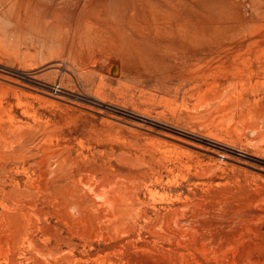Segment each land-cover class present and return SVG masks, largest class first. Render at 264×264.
<instances>
[{
    "label": "rangeland",
    "instance_id": "rangeland-1",
    "mask_svg": "<svg viewBox=\"0 0 264 264\" xmlns=\"http://www.w3.org/2000/svg\"><path fill=\"white\" fill-rule=\"evenodd\" d=\"M85 6L83 19L100 33L59 38L50 23L56 9L68 22ZM57 149L72 157L64 176L90 173L77 166L88 157L111 163L115 183H148L157 194L143 189L140 208L151 217L179 209L172 228L153 232L139 218L127 232L107 209L75 226L101 198L75 194L67 218L33 190L48 182L41 170ZM0 169V264H250L248 251L251 264H264V0H0ZM27 179L32 189L17 203L28 215L5 222L3 200L10 209L9 191L19 194L15 184ZM202 227L227 247L200 236ZM240 233L252 249L249 240L232 246Z\"/></svg>",
    "mask_w": 264,
    "mask_h": 264
},
{
    "label": "bare ground",
    "instance_id": "bare-ground-1",
    "mask_svg": "<svg viewBox=\"0 0 264 264\" xmlns=\"http://www.w3.org/2000/svg\"><path fill=\"white\" fill-rule=\"evenodd\" d=\"M10 1V0H9ZM33 1V0H32ZM138 1H140V0H138ZM15 2V1H14ZM37 2H38V0H37ZM20 3H21V1H20ZM141 3H143V2H141ZM171 2H169V4H170ZM173 3V2H172ZM13 4H15V3H13ZM79 4V2H76L75 3V5L77 6ZM174 6H175V3H174ZM174 6L172 7L171 6V8L173 9L174 8ZM11 8V7H10ZM47 8H49V7H47ZM91 8L92 7H87V6H85L81 11H80V14H75L74 15V18H73V21H68V22H63L62 21V15H61V10L60 9H56V12L55 13H53V16H54V18H55V20H53V21H51L50 23H51V25H52V27L51 28H53V29H55L57 32V34H58V37L59 38H61V37H69V36H71V35H73V36H83V35H85V34H91V35H97V33H98V31L100 30L101 31V29H99V26L98 25H96V24H94L92 21H90V20H86V19H83V14H85V13H87L88 12V10H91ZM162 8V7H161ZM176 9V8H175ZM167 10V9H166ZM130 11V10H129ZM168 11V10H167ZM173 11V10H172ZM93 12V11H92ZM162 12H164V11H162ZM91 11L88 13V15H91V18L92 17H94L95 15H96V13L94 12V13H91ZM122 13H123V11H122ZM136 13V12H135ZM139 13H141L140 14V16H142V11L141 12H139ZM165 13V12H164ZM167 13H171V12H167ZM176 13V12H175ZM174 13V14H175ZM117 14V13H116ZM138 14V13H137ZM144 14H146V13H144ZM160 14V13H159ZM124 15V14H123ZM127 15H129V14H127ZM139 15V14H138ZM147 15V14H146ZM85 16H86V14H85ZM122 16V15H121ZM135 16V15H134ZM161 16V15H160ZM174 16V15H173ZM173 16H171V17H173ZM116 17V16H115ZM130 17V16H129ZM168 17V16H167ZM175 17V16H174ZM125 18V17H124ZM141 18V17H140ZM145 18H147V17H145ZM155 18V17H154ZM161 18V17H160ZM159 18V19H160ZM116 19H118V18H116ZM126 19H128V18H126ZM138 19V17L136 18V20ZM149 19V18H148ZM175 19V18H174ZM174 19H171L172 20V22H173V24H174ZM124 19H119L118 21H123ZM129 20V19H128ZM135 20V21H136ZM147 20V19H146ZM132 21V20H131ZM139 21H141V20H139ZM163 21V24H168V27H169V25L170 24H172V22L170 21H166V20H162ZM161 21V22H162ZM117 22V21H116ZM128 22V21H127ZM126 23V22H125ZM130 23V22H129ZM142 23V22H141ZM153 23V22H152ZM158 23V22H157ZM176 23H177V21H176ZM131 24V23H130ZM101 25V24H100ZM116 25V24H115ZM122 25V24H121ZM120 25V26H121ZM132 25V24H131ZM135 25V24H134ZM136 25H137V23H136ZM142 26L141 27H143V25L144 24H141ZM151 25V24H150ZM153 25V24H152ZM159 25H160V23H159ZM98 26V27H97ZM127 26V25H126ZM160 26H163V25H160ZM178 26V25H177ZM104 26L102 25V27L100 26V28H103ZM136 27V26H135ZM165 27V26H164ZM163 27V28H164ZM167 27V26H166ZM173 26L171 25L170 26V28H172ZM105 28H107V27H105ZM144 28V27H143ZM175 28H177V27H175ZM174 28V29H175ZM109 29V28H108ZM119 29H121V31H122V29L123 28H119ZM155 29V28H154ZM166 29V28H165ZM137 30H139V29H137ZM143 30V29H142ZM141 30V31H142ZM147 30V29H146ZM145 30V31H146ZM156 30V32H157V29H155ZM161 30H164V29H160V31ZM167 30V29H166ZM100 31H99V33H100ZM109 31V30H108ZM152 31V30H151ZM160 31H158L159 33H161ZM116 32V31H115ZM127 32H128V29H127ZM168 32V31H167ZM102 33H103V31H102ZM104 33H105V31H104ZM121 33V32H120ZM164 33V32H163ZM162 33V34H163ZM170 33V32H169ZM169 33H167L166 35H168ZM180 33V32H179ZM179 33H178V35H179ZM109 34H110V32H109ZM158 34V33H157ZM181 34H183V33H181ZM102 35V34H101ZM105 35V34H104ZM103 35V36H104ZM112 35V34H111ZM111 35H110V38H111ZM130 35V34H129ZM144 35V34H143ZM159 35H161V34H159ZM174 35H176V34H174ZM177 35V36H178ZM107 36H108V34H107ZM113 36V35H112ZM170 36V35H169ZM86 37V36H85ZM92 37V36H91ZM89 38V39H92V38ZM174 37V36H173ZM178 37H180V35L178 36ZM78 37H76V39H77ZM169 38V37H168ZM175 38H177V37H175ZM80 39V38H79ZM86 39V38H85ZM103 39V38H102ZM123 39H127L126 37H124ZM134 39V38H133ZM174 39V38H173ZM186 39V38H185ZM184 39V40H185ZM98 40V39H97ZM180 40H181V38H180ZM77 41V40H76ZM81 41V40H80ZM95 42H97V43H99V41H96L95 40ZM101 42H102V40H101ZM75 44V43H74ZM78 44H79V42H78ZM75 46V45H74ZM11 120V119H10ZM13 120V119H12ZM13 122H14V120H13ZM11 124V123H10ZM12 125V124H11ZM16 125V124H15ZM13 126V125H12ZM32 126V125H31ZM4 128V127H3ZM9 128V127H8ZM7 128V129H8ZM32 128V127H31ZM1 129H2V127H1ZM16 129V128H15ZM14 129V130H15ZM11 131H12V129H10ZM14 130L12 131V132H14ZM19 130V129H18ZM3 131H4V129H3ZM29 131V130H28ZM18 132V131H17ZM51 132V131H50ZM3 133V132H2ZM11 133V132H10ZM16 133V132H15ZM14 133V134H15ZM23 133V132H22ZM20 134V133H19ZM31 134V133H30ZM35 134V133H34ZM27 135V134H26ZM3 136V135H2ZM19 136V135H18ZM24 137V136H23ZM26 138V137H25ZM29 138V137H28ZM20 139V138H19ZM42 139V138H41ZM43 141V140H42ZM32 143V142H31ZM8 144V143H7ZM40 145V144H39ZM49 145H50V143H49ZM18 147V146H17ZM23 147V146H22ZM48 147V146H47ZM50 147H52V146H50ZM49 147V148H50ZM61 147V149H62V146H60ZM1 148H3V147H1ZM40 148V147H39ZM45 148V147H44ZM48 148V149H49ZM68 149H69V146L67 147ZM52 148H50V150H51ZM36 150V149H35ZM45 150H46V148H45ZM53 150V149H52ZM51 150V151H52ZM48 151V150H47ZM54 151V150H53ZM48 152H50V151H48ZM57 153H54L53 154V157L55 158V160L54 161H52V163H50V169H49V167H48V169L47 170H44V168L41 170V174H43L42 176H44V174L45 173H49V177L50 178H48V182H44V184L43 185H45L43 188L42 187H33V190H34V188H36V191H39V192H41L42 191V194L40 195V196H38L37 197V199L38 200H40V197H43V196H46V198L45 199H48V198H50L51 200L50 201H48V202H50L49 204L53 207V210L54 211H59V212H64V216H66L67 218L70 216L71 217V212H70V206H69V203H71L70 202V200L74 197V195L75 194H78L79 196H80V198L81 199H84V200H92V201H95V198H97V199H100L101 198V204H98V202L96 203L97 205H96V207L94 208V209H90V210H88V216L87 217H83L82 218V222H80V223H78V224H74L75 226H77V227H81L82 225H84L85 223H86V221L87 220H89V222L91 221V219H92V216H94L95 215V213L96 214H100V213H102L105 209H107V210H109V212L113 215V217H114V221L116 222V225H121V227H123V228H125L126 230H127V232H129V230H132L135 226H136V224H138V220H139V218H144L145 219V222H146V224L148 225V227L149 228H153V232H154V228H156L157 226L156 225H159V227L160 228H162V229H164L166 232H167V230H170V228H172L171 227V218L172 217H175L176 216V214L179 212V209H177V208H174V207H170L169 206V208H166V209H164V210H156V213H155V216L154 217H151V216H149L148 215V212H147V210H142L141 208H140V205L141 204H143L144 203V200L143 199H141V197H140V193L143 191V189L145 190V196H146V193L147 194H149V196H154L155 194H157L156 193V191L154 190V188H152V187H150L149 185H148V183L147 184H145L144 183V185H142V184H140V185H137V188L135 189H133V188H131V186L133 187V185H129L128 183H126L125 182V180L124 179H122L121 181H119L120 183H115V182H113V180L111 179V177H112V175H114V173H116V169H114V168H111V167H109V166H112L111 165V163H109L108 161H106V160H103L102 161V163L100 162H97V160L95 159V158H92V159H90V158H88L87 156V158L84 160V161H82V160H80V159H78L77 160V166H88L89 168H90V170H89V172L90 173H88V174H85L84 172H83V169H79V170H77V172L76 173H71L70 175L68 174V176H64V174H62V166H66V164L68 163V161H71L72 162V157H69V156H65L64 157V155L62 156L61 155V153L63 152V150H59L58 151V149H57V151H56ZM53 153V152H52ZM44 154V153H43ZM47 154V153H46ZM50 154H51V152H50ZM81 154V153H80ZM24 155V154H23ZM27 155V154H26ZM82 155V154H81ZM1 156H3V155H1ZM51 156V155H50ZM53 157H50V158H53ZM2 158V157H1ZM83 158V157H82ZM43 159V158H42ZM45 159V158H44ZM49 159V158H48ZM102 159V158H101ZM110 159V158H109ZM109 159H107V160H109ZM73 160H75V158H73ZM111 160V159H110ZM113 160V159H112ZM10 161V160H9ZM36 161V160H35ZM43 161V160H42ZM46 161V160H45ZM48 161H50V160H48ZM11 162V161H10ZM26 162V161H25ZM5 163V162H4ZM27 163V162H26ZM32 164H33V161L31 162ZM20 164V163H19ZM28 164H30V163H28ZM27 164V165H28ZM45 164V163H44ZM14 165V164H13ZM18 165V164H17ZM16 165V166H17ZM21 165V164H20ZM31 165V164H30ZM29 165V166H30ZM38 165V164H37ZM41 166L43 165V163L42 164H40ZM47 165V166H48ZM9 166V165H8ZM45 166V165H44ZM52 166V167H51ZM159 166V165H158ZM163 166V165H162ZM18 167V166H17ZM25 167V166H24ZM155 167V166H154ZM211 167V166H210ZM210 167H208L209 169H210ZM47 168V167H46ZM204 168V167H203ZM7 169V168H6ZM156 169V168H155ZM205 169V168H204ZM1 170V169H0ZM36 170V169H35ZM38 170V169H37ZM40 170V169H39ZM206 170H207V168H206ZM19 171H20V169H19ZM26 171V170H25ZM9 172V171H8ZM22 172V171H21ZM146 172V171H145ZM209 172V171H208ZM212 172H214V169H213V171ZM211 172V173H212ZM10 173V172H9ZM22 173H24V172H22ZM26 173V172H25ZM141 173V172H140ZM152 173V172H151ZM172 173V172H171ZM175 173V172H174ZM173 173V174H174ZM204 173V172H203ZM205 173H206V171H205ZM205 173H204V175H205ZM144 174V173H143ZM176 174V173H175ZM201 174V173H200ZM28 175V174H27ZM32 175V174H31ZM36 175V174H35ZM172 175V174H171ZM170 175V176H171ZM177 175V174H176ZM37 176V175H36ZM217 176V175H216ZM34 177V176H33ZM45 177V176H44ZM126 177V179L128 180L129 179V176H125ZM137 177V176H136ZM1 178V177H0ZM32 178V177H31ZM31 178H30V180H31ZM120 178V177H119ZM122 178V177H121ZM154 178V177H153ZM172 178V177H171ZM37 179V178H36ZM89 180V179H91L92 180V182H89V183H87V181H85V183H83V180ZM141 179V178H140ZM161 179H162V176H161V174L159 175H157V176H155V178H154V182L155 183H157V182H161ZM173 179V178H172ZM172 179H171V181H172ZM175 179V178H174ZM30 180L29 179H27L26 181H25V185H24V187H21L20 185H19V183H17V184H15V186H17V190L18 191H16V192H18L19 194H15V195H13L12 193H11V191H9V197H10V200H13V204H12V206H10V209H7V208H9V206L4 202L5 200H3V208L5 209V212L3 211L2 212V217H4V219L7 217V216H13V215H15V214H17V212H20V215H28V211H26L22 206H24L25 207V205H20L19 203H17L18 201V199L21 197V195L27 190V189H29V188H31L32 189V187H30V185L32 184V183H30ZM43 180H44V178H43ZM42 180V181H43ZM45 181V180H44ZM137 181V180H136ZM150 183V182H149ZM173 183V182H172ZM42 184V183H41ZM84 184V185H83ZM132 184V183H131ZM135 184V183H134ZM210 184V183H209ZM161 185V184H160ZM210 186V185H209ZM14 187V186H13ZM135 187V186H134ZM208 188V187H207ZM13 190V189H12ZM45 190H46V193H45ZM3 191V190H2ZM35 191V192H36ZM208 192V191H207ZM4 194H5V196H7V191H4ZM46 194V195H45ZM4 196V195H3ZM20 196V197H19ZM156 197V196H155ZM17 198V199H16ZM154 198V197H153ZM164 198V197H163ZM163 198H161V199H163ZM188 198V197H187ZM224 198V197H223ZM5 199V198H4ZM155 199V198H154ZM157 199H158V196H157ZM175 199V198H174ZM179 199V198H178ZM194 199H196V198H194ZM199 199V198H198ZM203 199V198H202ZM219 199V198H218ZM177 200V199H176ZM180 200V199H179ZM193 200V199H192ZM45 201H47V200H45ZM155 201H156V199H155ZM154 200H153V202H155ZM162 201V200H161ZM197 201V200H196ZM8 202V201H7ZM26 202H28V201H26V200H24V202L23 203H26ZM147 202V201H146ZM160 202V201H159ZM163 202V201H162ZM161 202V203H162ZM175 202V201H174ZM220 202H222V200L220 201ZM40 203H42V202H40ZM160 203V204H161ZM171 203V202H170ZM187 203V202H186ZM215 203H217L216 201H215ZM188 204V203H187ZM192 204V203H191ZM195 204V203H194ZM219 204V203H218ZM151 205V204H150ZM46 206V205H45ZM179 206V205H178ZM196 206V205H195ZM60 207V208H59ZM73 207V206H72ZM147 208V207H146ZM33 209V208H32ZM72 209V208H71ZM181 209V208H180ZM186 209V208H185ZM188 209V208H187ZM192 208H190V210H191ZM81 210H82V208H81V206H79L78 204H75L74 205V208H73V213H74V215L75 216H77V214H79L80 212H81ZM197 210H199V209H197ZM202 210V209H201ZM201 210L199 211V212H201ZM219 210V209H218ZM232 210V209H231ZM205 211V210H204ZM209 211V210H208ZM207 211V212H208ZM213 211V210H212ZM10 212V213H9ZM192 212H193V210H192ZM198 212V211H197ZM197 212H195V213H197ZM207 212H201V213H207ZM215 212V211H214ZM5 213H8V214H6L5 215ZM11 213H13L12 215H11ZM189 213V212H188ZM190 214V213H189ZM199 214V213H198ZM249 214V213H248ZM178 215V214H177ZM199 215H201V214H199ZM203 215V214H202ZM212 215V214H211ZM247 215V214H246ZM186 216H188V214H186ZM204 216H205V214H204ZM213 216V215H212ZM180 217H182L181 216V214H180ZM190 219H192L191 218V216L189 215L188 216ZM215 217V216H214ZM249 217V216H248ZM247 216H246V218H248ZM37 218V217H36ZM39 218V217H38ZM47 218V217H46ZM177 218V217H176ZM201 218H204V217H202L201 216ZM200 218V219H201ZM16 219V218H15ZM18 219V218H17ZM182 219L184 220V217H182ZM205 219V218H204ZM3 220V219H2ZM177 220H180V218L178 219H176V221ZM206 220H208L207 218H206ZM210 221L212 220V219H209ZM216 220V219H215ZM247 220V219H246ZM41 221V220H40ZM40 221H39V223H40ZM188 221H190L189 219H188ZM204 221V220H203ZM214 221V220H213ZM5 222H6V219H5ZM88 222V223H89ZM144 222V223H145ZM174 222H175V220H174ZM187 222V221H186ZM192 222H193V219H192ZM185 223V222H184ZM188 223H191V222H188ZM205 224L207 223V222H204ZM212 223V222H211ZM211 223H210V225L209 226H212L211 225ZM173 224V223H172ZM175 224H177V222L175 223ZM178 224H179V222H178ZM177 224V225H178ZM186 224V223H185ZM194 224H196V223H194ZM197 224H198V222H197ZM216 225L218 224V223H215ZM214 224V226H216ZM1 225H2V227H4L5 226V223H3L2 221H1ZM18 225L20 226L21 224H19L18 223ZM193 225V224H192ZM192 225L191 226H189V227H191L192 228ZM200 225V224H199ZM156 226V227H155ZM173 226V225H172ZM175 226V225H174ZM194 226V225H193ZM201 226H203V225H201ZM158 227V228H159ZM176 227V226H175ZM179 227V226H178ZM182 227H183V224H182ZM206 227H207V225H206ZM206 227H202L201 229H198L197 228V233H200L201 232V230H203V229H205ZM18 228V227H17ZM139 228V227H138ZM183 228H185V227H183ZM190 228V229H191ZM22 229V228H21ZM193 229V228H192ZM191 229V230H192ZM196 228H194L193 230H195ZM208 229H211V228H207V230ZM249 229H246V231H248ZM251 230V231H250ZM249 231L250 232H252V229H250ZM157 231V230H156ZM176 231V230H175ZM174 231V232H175ZM185 231V230H184ZM190 230H187V232H189ZM209 231V230H208ZM232 231V230H231ZM242 231V230H241ZM240 231V232H241ZM248 231V232H249ZM171 232V231H170ZM178 232V231H177ZM183 232V231H182ZM181 232V233H182ZM222 232V231H221ZM235 232H237L238 233V231L236 230ZM250 232H249V234H250ZM190 233V232H189ZM191 233H192V231H191ZM197 233H196V236H198L197 235ZM212 233H214V231H212ZM212 233H208L207 231H205V232H201L200 233V236L202 235V236H207V234H208V236L210 235L211 236V234ZM219 233V232H218ZM217 233V234H218ZM233 233V232H232ZM242 233H244V231L242 232ZM242 233H240V234H238V237H234L233 238V241H235L234 243L235 244H233L232 246L235 248V249H239L241 246H243L244 245V241L245 240H249V245H248V249L249 248H253V246H252V244H251V242L253 241V239H251L252 237H248L247 239L245 238V235L244 234H242ZM246 234H247V232H245ZM193 234H194V232L191 234L192 236H193ZM215 234V233H214ZM214 234H213V236H214ZM231 234V233H230ZM254 234L256 235V236H254ZM127 235V234H126ZM171 235V234H170ZM180 235V234H179ZM185 235H187V234H185ZM255 238L257 237V234L256 233H253L252 234ZM251 235V236H252ZM188 236V235H187ZM206 237V238H210V236L209 237ZM232 236V235H231ZM249 236V235H248ZM227 237V236H226ZM229 237V236H228ZM259 237V236H258ZM190 238V237H189ZM200 237H198V239H199ZM206 238L204 237V240H206ZM214 238H215V236H214ZM213 237H211L210 238V240H213L214 239ZM198 239H197V241H198ZM202 240H203V238H201ZM216 239V241L218 240H220V244H221V247H222V243H224L225 242V240H224V237L223 236H218V237H216L215 238ZM214 239V240H215ZM227 239V238H226ZM232 239V238H231ZM209 240V239H208ZM208 240H206V242H208ZM210 240H209V242H210ZM213 240V241H214ZM227 241V240H226ZM230 241V240H229ZM194 242V241H193ZM202 242V244L205 242H203V241H201ZM209 242H208V244H209ZM248 242V241H247ZM247 242H245V243H247ZM126 243H127V241H126ZM211 243V242H210ZM258 243V242H257ZM257 243L255 242V244L254 245H256L257 246ZM202 244H200V247H201V245ZM205 244V243H204ZM203 244V245H204ZM207 244V243H206ZM216 244H218L219 245V243H217L216 242ZM228 244H230V243H228ZM210 245H212V244H210ZM207 246V245H206ZM217 246V245H216ZM232 246H230V247H232ZM203 247V246H202ZM201 247V248H202ZM205 247V246H204ZM223 247H227V246H223ZM223 247H222V249H223ZM245 247V246H244ZM247 247V246H246ZM206 248V247H205ZM205 248H203V251H204V249ZM209 250L207 251L208 253H210L211 251V246H209ZM218 248V247H217ZM224 248V249H225ZM223 249V250H224ZM250 249V250H251ZM202 250V249H201ZM231 250H233V249H231ZM234 251V250H233ZM245 251V250H244ZM254 251V250H253ZM205 252H206V250H205ZM213 252H214V250H213ZM238 252V251H237ZM236 252V253H237ZM241 252V251H240ZM216 253V252H215ZM218 254H220L219 252H217ZM222 253V252H221ZM235 253V254H236ZM242 253H244V252H242ZM182 254V253H181ZM205 254H207V253H205ZM214 254V253H213ZM217 254V255H218ZM231 254V253H230ZM245 254H247V256H246V258H248V261L250 262V264L252 263V262H256V260H254V259H252V255H253V253H251V252H249L248 251V253H244V257H245ZM252 254V255H251ZM208 256V258H209V254H207ZM211 255H212V253H211ZM223 255V254H222ZM225 255V254H224ZM243 255V254H242ZM184 256V255H183ZM215 256H216V254H215ZM215 256L213 255V257H210V259L211 258H214V260H216L215 259ZM228 256V255H227ZM233 256V255H232ZM206 257V256H205ZM220 257V256H219ZM218 257V258H219ZM224 257L222 256L221 257V259L220 260H222ZM232 258V257H231ZM234 258V257H233ZM255 259H257L256 257H254ZM226 259V258H225ZM235 259V258H234ZM258 261H259V259H257ZM189 261V260H188ZM187 261V262H188ZM236 261V260H235ZM198 262V261H197ZM229 262V261H228ZM216 263V262H215ZM236 263H237V261H236ZM198 264V263H197ZM202 264V263H201ZM218 264V263H217ZM219 264H220V262H219Z\"/></svg>",
    "mask_w": 264,
    "mask_h": 264
}]
</instances>
